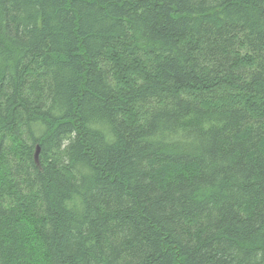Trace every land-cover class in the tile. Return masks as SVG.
Segmentation results:
<instances>
[{
    "label": "trees",
    "instance_id": "16d2710c",
    "mask_svg": "<svg viewBox=\"0 0 264 264\" xmlns=\"http://www.w3.org/2000/svg\"><path fill=\"white\" fill-rule=\"evenodd\" d=\"M0 264H264V0H0Z\"/></svg>",
    "mask_w": 264,
    "mask_h": 264
},
{
    "label": "water",
    "instance_id": "95a60500",
    "mask_svg": "<svg viewBox=\"0 0 264 264\" xmlns=\"http://www.w3.org/2000/svg\"><path fill=\"white\" fill-rule=\"evenodd\" d=\"M38 151H39V147L36 146L35 152H34V158H35V160H37Z\"/></svg>",
    "mask_w": 264,
    "mask_h": 264
}]
</instances>
